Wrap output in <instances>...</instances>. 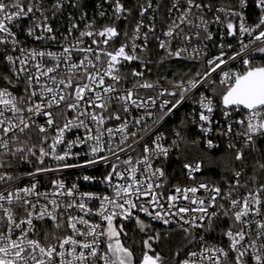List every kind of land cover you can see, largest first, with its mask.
I'll return each instance as SVG.
<instances>
[{"label":"snow or ice","instance_id":"snow-or-ice-1","mask_svg":"<svg viewBox=\"0 0 264 264\" xmlns=\"http://www.w3.org/2000/svg\"><path fill=\"white\" fill-rule=\"evenodd\" d=\"M247 5L248 0L233 6H215L213 0H142L133 9L123 0H101L90 16L85 0H0V82L5 85L0 87V264H137L134 249L123 239L128 235L123 221H134L143 234L138 264H264V64L250 58L264 53V0H255L259 16L254 25L244 16ZM161 9H166L162 16ZM64 15L61 33L56 21ZM158 16L166 25L161 36L156 35ZM23 21H28L25 36L44 42L43 47H29L18 37L13 29L21 30ZM212 25L236 37L239 50L229 54L221 43L219 54L205 61L206 42L214 41ZM58 36L63 43L53 51L49 42L57 43ZM193 40L197 46L190 47ZM153 41L166 54L160 63L188 58L204 67L186 81H173L176 90H160V96H178L160 107L171 115L192 100L199 106L193 121L199 130L207 136L216 124L219 135L229 139L234 156L224 164L231 177L226 188L195 182L192 174L202 167L197 161L183 165L195 186L173 185L166 196L157 191L165 188L167 175L154 161L180 151L185 138L177 131L170 144L159 135L149 144L139 129L132 130L154 116L152 111L133 115V109L156 104V97H143L140 90L161 87L147 78ZM238 58L243 71L228 67ZM133 64L139 69H129ZM213 73L220 76L218 84ZM199 89L204 91L197 100ZM216 112L226 127L215 119ZM234 113L240 118L233 119ZM112 121L118 126H108ZM73 132L75 138L69 139ZM206 144L217 147L212 139ZM81 146L87 150L74 151ZM133 151L139 153L135 160ZM81 155L83 163L67 162ZM101 161L110 170L100 182L111 195L81 192L78 184L68 187L59 178L42 185L45 174ZM23 164L31 170L20 173ZM202 191L208 195L198 196ZM97 200L99 207L93 209L91 202ZM138 213L164 225L177 223L182 235L155 230ZM219 221L227 225L220 242L211 243L206 234L215 233ZM190 246L197 250L188 251Z\"/></svg>","mask_w":264,"mask_h":264},{"label":"built area","instance_id":"built-area-1","mask_svg":"<svg viewBox=\"0 0 264 264\" xmlns=\"http://www.w3.org/2000/svg\"><path fill=\"white\" fill-rule=\"evenodd\" d=\"M227 1L231 3L229 6H233V5H236L238 3V0H227ZM123 2L126 4L127 7H131L133 9H135L136 5L140 2H142V0H123ZM159 2L160 3H166L167 0H159ZM45 3L48 4L49 0H45ZM98 3H101V0H85L86 10L88 11L90 16L95 13L96 4H98ZM250 6L253 7L255 12H256V14H254V17L252 15L248 14V8ZM162 10L163 9H161V16L165 13L166 9L164 12ZM133 15H136L135 11H134ZM209 15H211V14H209ZM161 16H158L156 19V29H157L156 35H158V36L162 35V32H163V30H165V27H166L165 23H162V21H161ZM244 16H245L247 23L249 25L255 24V22L257 21V18L259 16V9H257L255 7V0H248V5L244 9ZM66 21H67V15H64L60 20L56 21V26L60 28L61 33L65 32V28L62 27L61 25H64L66 23ZM103 22L104 21H100V23H103ZM108 22H110V21H108ZM27 27H28V21H23L21 30H17V29H13V30L17 31L18 37L21 40L25 41V44L27 46H29V47H43L44 42H37V41H34L33 39L27 38L25 36L23 29L27 28ZM81 27H83V24L81 25ZM120 27H121V30L124 29L125 23L123 21L120 23ZM211 30L215 34L214 35V41H207L206 42L208 44V47H207V49H205L206 55L203 58L205 61L208 58L214 57V56L219 54V51H220L219 45L221 43H223L225 45V50L229 54H234L236 51L239 50L240 44L238 42V39L236 37L227 36L226 31L224 30L222 25H212ZM222 36L224 37L223 39H221ZM241 38L244 39L245 43L248 42L247 37H241ZM62 43H63V37L62 36H58V42L55 44H52L51 42H49L50 48L53 51H59L60 50V44H62ZM176 43L178 44L179 41H177ZM118 44H119V42L117 43V46H118ZM154 44L157 46V48L159 50H161L158 47V43L156 41L152 42L151 50L154 47ZM227 45H232V47L228 48ZM195 46H197V42L195 40H193L190 47H195ZM161 51L164 52L163 50H161ZM164 54H165V52H164ZM250 58L252 59V62L254 64L259 65V63H257L256 60L260 59V58H264V53H252ZM168 60H186V61L190 60V61H193V60L188 59V58H185V59L171 58ZM131 67H137L139 69L138 64L129 65V69ZM228 67H230L233 71H243L244 70V66H243L242 62L239 60V58L237 59V61L231 62L230 65H228ZM0 70H3L2 66H0ZM225 70H227V68ZM218 72H219V70H218ZM213 79H215L217 84H218L220 76L217 73H213ZM3 86H5L4 83L0 82V87H3ZM128 86L130 87L131 85L129 84ZM162 89H168L169 91L176 90L173 87H169V86H161L160 88H158L155 91L142 89V90H140L141 96L147 97L148 95H151V96L156 97V104L149 109H139V110L133 109V115L134 116L143 115V113L145 111H152L154 113V116L151 119L146 118L145 121L142 123V125L135 126L132 129V130L139 129V135L144 136V138L148 141L149 144H151L152 141L158 135L162 136L164 138L162 140V142L165 144H170L172 142V140L175 139V133L173 135H167L164 132L163 128L165 127L166 123L169 120H171L174 117V115L183 107H187L186 109L188 111V115L191 118L192 122L194 120H198V116L196 115V113L199 110V106H198V104H196L192 100H186L178 108L174 109L171 115H165L166 109L162 110L160 107L162 102L166 99L167 100L178 99V96L177 97H171V96H168L167 94L160 96V95H158V93ZM15 91L17 92V94H19V88H17ZM199 91H201V89L198 90L197 95L195 97V99H197V100L199 99V94H198ZM188 95L191 96L192 93H188ZM168 107H171V105H168ZM161 117H163V119H160ZM239 118L240 117L238 114H235V113L233 114V119H239ZM129 119H130V123H131V118H129ZM215 119L220 121V126L222 128L226 127V123H225L223 117L220 115L219 112L215 113ZM118 123L119 122L112 121V122H110V124L108 126L116 127V126H118ZM194 125H195V128L197 129V131L199 132V134L201 135L202 144L206 150H208V151L216 150L222 144H225V146L227 147V145L229 143V139L225 136L219 135L216 124H213V126H212L213 131L208 133L207 136H205V134H203L199 130L196 123H194ZM145 127L147 128V131L144 130ZM80 134L81 135L83 134V130H80ZM75 136H76V132H73L72 134L69 135L68 138L74 139ZM207 139H212L213 143L215 145H217V147H214L211 149L208 148L207 144H206ZM115 140L118 141L119 136L115 137ZM232 142L238 143L235 138H233ZM86 150L87 149L83 146L77 147L74 149V151L81 152V153L85 152ZM138 154H139L138 151L130 152V155H132L134 160ZM102 155H109V154L107 152H105V153H102ZM122 156H123V154H122ZM124 158H126V157H124ZM85 159H86V157L81 155V156L76 157L74 159H69L67 162L68 163H83ZM170 160H173L175 165H177V170H175V172H172V173H170ZM47 163L52 165V166H55L54 161H47ZM184 163H193L194 164L195 162H188V161L181 159L179 156L178 150H175V149H173V151L170 152L167 160L160 158V159L154 161V167H163L165 169L166 175H167V184L165 185V188L164 189H158L157 191H163L165 196H166L172 192V190H173L172 186L173 185L179 186L181 188L195 186L193 179H191L188 175V171L186 169H184V167H183ZM30 170H31V166L27 165V164L20 165L19 169H18V171L20 173H25V172L30 171ZM109 170H110L109 166L107 164H105V162L101 161V162L97 163L96 165L87 166L84 168H71V169H65L62 172H58V173H48V174H45L44 176L41 177V181H42V185L47 186L49 179L59 178V179H63L65 184L68 187H71V185L73 183L78 184L79 190L81 192L96 193V194H99L101 196H103L105 194L111 195L112 194L111 189L106 187L103 183L100 182V179L103 176H105ZM120 170L123 171V166H121ZM203 173H204V168L202 166L201 171L192 174L195 177V182L200 181L197 178L200 177ZM84 175L95 177L96 179H94L92 181H84L83 180ZM137 178L142 179L143 177H141L138 174ZM230 180H231V177L228 180H226L222 185H219V186L226 188L227 182ZM115 182L116 181H114V183ZM121 182H123V181H121ZM242 182H244V181H242ZM197 195L198 196H200V195L206 196V195H208V193H204L202 191L200 193H197ZM162 203H165V206H167L166 201H162ZM179 203L183 204V205H188L187 201H180ZM188 206L196 207L195 205H188ZM91 207L93 209L98 208L99 207V201L98 200L92 201ZM157 210H159V209H157ZM138 214L140 215L141 219H144V220L150 222L151 224H154V225L159 226L161 228H180L179 224H177V223H170L168 225H164L162 223V221H151L150 218L146 217L143 213H138ZM190 215H192V214L189 213L188 216H190ZM93 219L98 220L99 217H94ZM176 219H178V218H176ZM117 222L119 223L120 221H117ZM131 222H134V221H123L124 224H129ZM217 223H218V226L216 228L215 233L206 234L207 239L211 243L220 242L221 238L219 236V233L227 225V221H219ZM185 227H187V225H185ZM195 234L198 236L200 233L195 232ZM224 243L226 244V241ZM187 250L192 251V250H197V249L194 246H190Z\"/></svg>","mask_w":264,"mask_h":264},{"label":"trees","instance_id":"trees-1","mask_svg":"<svg viewBox=\"0 0 264 264\" xmlns=\"http://www.w3.org/2000/svg\"><path fill=\"white\" fill-rule=\"evenodd\" d=\"M213 3L215 6H220L222 4L229 6L231 4L227 0H213ZM162 11L164 12L165 9ZM248 14L254 17L256 12L253 7L250 6L248 8ZM162 57H165L164 52L159 50L154 44L150 55V59L154 63L151 65L152 71L147 74V78L152 81L158 80L161 86L173 87V81L178 82L181 78L186 81L191 78L197 70L201 72L204 71V67L201 66V62L199 61L165 59L163 63H160ZM256 61L259 65L264 64V58L257 59ZM201 91H204V89H201ZM186 108L187 107L181 108L174 117L166 123L163 130L167 135H173L177 131H180L184 136L185 140L181 142V150L178 151V153L180 158L185 161L202 162L204 173L197 178L198 180H206L211 184L222 185L230 178V176L225 174L224 164L234 156V152L229 150L225 144H222L218 149L213 151L206 150L203 147L201 135L195 128ZM194 140L199 141L198 145L191 144V141ZM185 142H187V147H185ZM175 170H177V165H175L173 160H170V173L175 172ZM246 180L247 175L242 178V181ZM152 226L155 230L162 229L154 224H152ZM125 229L128 235L123 237V239L126 245L134 249L138 264L143 252L141 246L143 234L135 230V222L125 224ZM180 235H182V232H178L176 237Z\"/></svg>","mask_w":264,"mask_h":264},{"label":"rangeland","instance_id":"rangeland-1","mask_svg":"<svg viewBox=\"0 0 264 264\" xmlns=\"http://www.w3.org/2000/svg\"><path fill=\"white\" fill-rule=\"evenodd\" d=\"M156 230H158V231H160L162 233L163 232H167L168 230H171L172 236H176L178 232H181L180 228H162V229H156ZM127 246H129V245H127ZM154 247H156L158 251L160 250V248L157 247L156 245H154ZM173 251H175V249H173Z\"/></svg>","mask_w":264,"mask_h":264}]
</instances>
